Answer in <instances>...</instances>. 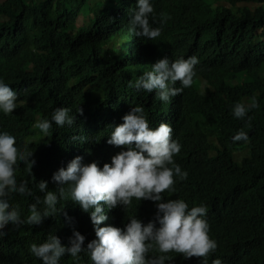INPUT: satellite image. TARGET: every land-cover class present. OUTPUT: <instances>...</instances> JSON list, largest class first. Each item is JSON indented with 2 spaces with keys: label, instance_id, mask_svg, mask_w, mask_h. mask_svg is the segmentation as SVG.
<instances>
[{
  "label": "trees",
  "instance_id": "1",
  "mask_svg": "<svg viewBox=\"0 0 264 264\" xmlns=\"http://www.w3.org/2000/svg\"><path fill=\"white\" fill-rule=\"evenodd\" d=\"M90 2L0 0V81L18 93L13 114L0 110V133L13 135L18 148L28 145L36 160V181L45 180L49 190L56 191L53 174L75 157L102 169L126 150L107 141L131 108L141 106L151 128L169 124L173 139L182 146L174 161L188 178L175 177L172 198L183 199L189 209L206 206L209 235L224 264H264V0H150L154 8L150 25L161 28L155 40L129 31L138 0H99L93 6ZM162 12L170 17L163 24ZM81 15L85 23L77 27ZM165 56L170 60L196 56L201 80L168 102L160 101L155 91L129 87ZM252 97L258 107L243 120L235 118L234 105H248ZM58 107L68 108L75 123L64 127L53 123L45 141L30 142L40 131L35 123L51 120ZM79 108L83 115L77 113ZM241 129L248 140L233 142ZM16 177L18 182L27 180L34 193L10 198L25 219L35 197L43 198L44 193L22 162L16 166ZM101 203L109 217L101 227L123 228L131 217L147 224L157 211L150 212L149 204L109 210ZM57 209L40 226L9 224L8 234L0 238V264H43L29 248L43 243L50 232L63 245L69 244L73 229L86 237L85 248L96 239L90 212L70 198L61 199ZM154 255L159 253L148 254ZM166 255L171 264H203L204 259ZM215 259L207 257V264ZM59 264L92 261L81 252L79 258L63 256Z\"/></svg>",
  "mask_w": 264,
  "mask_h": 264
},
{
  "label": "clouds",
  "instance_id": "2",
  "mask_svg": "<svg viewBox=\"0 0 264 264\" xmlns=\"http://www.w3.org/2000/svg\"><path fill=\"white\" fill-rule=\"evenodd\" d=\"M153 13L150 0H138L129 21V31L148 40L158 38L161 28H153L149 21ZM160 17L162 24L170 18L163 12ZM198 63L196 56L175 60L165 56L152 65L151 71L135 79L134 84L130 82L129 87L149 93L155 91L160 101L168 102L171 97L181 94L184 88L190 90L201 80L195 67ZM177 82L181 87H175ZM17 99L18 93L0 81V110L5 115L13 114ZM257 107L256 98L252 97L248 105L236 103L232 112L235 118L243 120L250 109ZM77 113L83 115V108H79ZM251 119L248 117L246 126H251ZM75 121L76 117L69 115L68 108L58 107L51 120H38L34 127L47 136L53 123L64 127L72 126ZM112 129L107 143L126 150L114 155L111 163H105L102 169L96 162L84 164L83 157H75L66 168L61 167L53 174L52 181L58 185L56 191L49 190L47 181H36L33 174L36 160L28 145L18 148L13 135L0 133V238L8 234L5 229L9 224L15 228L25 224L42 225L45 219L57 214V204L61 199L70 198L84 212H90L96 239L88 242L85 248L86 237L73 229L69 244L63 245L61 239L50 232L43 243H32L29 248L43 264H59L65 255L79 258L81 252L89 255L92 264H166V261L171 264L172 258L166 254L172 252L181 254L186 260L204 258L203 264H207V257L216 256L212 264H224L225 259L218 255L217 242L209 235L206 206L189 209L183 199L172 198L175 177L181 181L188 178V173L174 161L182 146L173 139V128L164 122L151 128L144 108L135 106L123 117V123ZM247 140L248 134L243 129L233 137V142ZM18 162L25 165V171L33 177L36 188L44 193L43 198L35 197L25 219L21 218L19 205L10 203L13 194L34 195L27 180H17ZM101 202L109 210L118 206L126 210L139 203L149 204L150 212L157 211L154 220L147 224L131 217L123 228L112 225L101 227L109 219ZM64 215L67 217L66 212ZM67 219L71 223L72 218ZM150 252H158L159 255L149 257Z\"/></svg>",
  "mask_w": 264,
  "mask_h": 264
},
{
  "label": "rangeland",
  "instance_id": "3",
  "mask_svg": "<svg viewBox=\"0 0 264 264\" xmlns=\"http://www.w3.org/2000/svg\"><path fill=\"white\" fill-rule=\"evenodd\" d=\"M97 1H99V0H91V2H90L91 6H93ZM245 5H248V4H245ZM253 6L256 7V5H253ZM0 19H1V17H0ZM84 23H85V17H84V15H81L78 18L76 25H77V27H80ZM46 138H47V136H45L41 131H37L35 136L29 138V141L30 142H43V141H45ZM240 156H242V154H240Z\"/></svg>",
  "mask_w": 264,
  "mask_h": 264
}]
</instances>
